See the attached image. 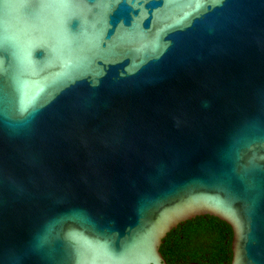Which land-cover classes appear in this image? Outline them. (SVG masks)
<instances>
[{
    "label": "water",
    "instance_id": "water-1",
    "mask_svg": "<svg viewBox=\"0 0 264 264\" xmlns=\"http://www.w3.org/2000/svg\"><path fill=\"white\" fill-rule=\"evenodd\" d=\"M204 214L264 264V0H0V264H168Z\"/></svg>",
    "mask_w": 264,
    "mask_h": 264
},
{
    "label": "trees",
    "instance_id": "trees-1",
    "mask_svg": "<svg viewBox=\"0 0 264 264\" xmlns=\"http://www.w3.org/2000/svg\"><path fill=\"white\" fill-rule=\"evenodd\" d=\"M231 230L214 216H194L166 233L158 251L168 264H229Z\"/></svg>",
    "mask_w": 264,
    "mask_h": 264
}]
</instances>
